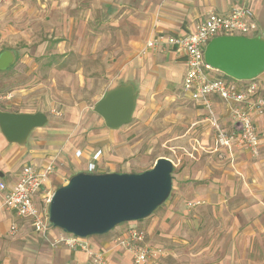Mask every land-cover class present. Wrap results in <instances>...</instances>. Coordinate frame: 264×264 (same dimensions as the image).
<instances>
[{"label": "crops", "instance_id": "obj_1", "mask_svg": "<svg viewBox=\"0 0 264 264\" xmlns=\"http://www.w3.org/2000/svg\"><path fill=\"white\" fill-rule=\"evenodd\" d=\"M242 4L254 10L258 21L259 16L264 14V0L0 2V46L4 45L0 50L14 48L17 52L15 63L8 68V71L12 70L7 77L10 85L5 88L10 92L8 105L12 107L4 110L43 111L48 121H51L49 111L57 107L62 108V112L66 114L68 125L62 126H84L83 117L86 115L99 125L106 126L103 118L100 122L101 117L94 111V106L109 91L106 88L108 78L113 76L115 68L107 69L106 62L98 67L93 65L96 62L93 60H98L99 57L97 51L105 49L108 44L120 46V49L128 52L120 66L129 75H137L140 73L141 58L137 54L145 50L146 46L145 55L148 57L160 54L166 58V62L159 64L158 70L163 67L169 76L170 70L179 69L183 83L186 69L184 52L168 44L147 48V43L160 36L189 33L209 11L227 13ZM112 34L118 36L117 42L104 39V36ZM152 61L156 62L155 56ZM259 77L263 80L264 92V74ZM85 83L89 89L87 95L77 97L74 90L77 85L81 87ZM219 100L221 98L214 97L213 105L218 115H221L223 107ZM253 118L261 140V153L264 152V116L255 114ZM107 129L111 130L109 127ZM60 133L58 130H42L35 134L32 132L27 142L29 145L21 146L9 143L0 130V182H5L7 189H12L19 180L22 167L27 163L41 167L54 159L55 173L70 162L80 165V171H89V164L98 150H101V155L95 161L96 165L104 159L103 149L77 147L72 139ZM47 134L52 136L47 139ZM37 137L39 140H36ZM236 154L245 174L252 172L258 176L260 170L264 176V153L260 155L258 162L248 165L247 169H244L245 164L249 162L244 160V155ZM220 156L223 157L222 154ZM51 176L52 174L49 180ZM252 188L249 192L245 187L226 186L211 187L210 192L204 187L198 190L206 203H212V209L218 212L211 224L212 237L210 240L204 239L200 236L202 230H197V236L189 235L180 239L179 247L165 249L163 264H189L193 263L192 258L198 259L199 264H264V184L260 183ZM4 195L5 192L0 191V264H96L84 250H75V259L68 262L66 253L51 249L42 241V236L34 232L28 219L18 217L14 211L1 205ZM232 195H237V198L241 195V198H247V202L232 203ZM37 199L38 205L44 204V200ZM224 210L244 211L245 217L224 219L221 217ZM16 218L19 220L16 221ZM14 222L18 226L20 223H25L23 226L28 224V227L11 237L9 229ZM198 227L203 228V225ZM59 231L53 229V236ZM150 233L147 232V235ZM88 242L93 250L105 252L106 264H131V254L123 249L112 248L109 238H92ZM147 243L149 244L148 241Z\"/></svg>", "mask_w": 264, "mask_h": 264}, {"label": "rangeland", "instance_id": "obj_2", "mask_svg": "<svg viewBox=\"0 0 264 264\" xmlns=\"http://www.w3.org/2000/svg\"><path fill=\"white\" fill-rule=\"evenodd\" d=\"M259 21L262 30H264V14L259 16ZM104 39L117 42L118 36L115 34L106 35ZM10 49L15 50L14 48ZM144 49L137 54L141 56L140 73L137 75H129L120 66L128 56V52L120 49V46L108 44L105 49L96 52L99 53L98 60H93L96 61L93 64L96 67L106 62L108 63L107 69L115 68L112 73L113 76L108 78L107 89L110 90L123 82L135 83L138 96L130 123L118 129L109 130L107 126L99 125L96 121L91 120L89 115H86L83 117L84 126H62L64 124L68 125L65 120L66 114L62 112V108L56 107L53 111L51 109L49 111L51 121L32 132L35 134L36 132H42V130H58V132H61L60 134L63 133L64 136L72 139L77 147L103 149L105 157L96 167V172L99 173H140L152 168L157 158L161 156L168 157L173 161V187L170 196L162 205L145 219L121 223L116 226L117 228L115 227L106 234L86 237L87 241L92 238H103L104 240L109 238L112 240L115 235L122 233L130 226L141 227L145 230L146 235L147 232H151L149 236L147 235L149 244L152 246L158 244L164 249L179 247L180 239L189 235L192 237L197 236V230H202L200 236L210 240L212 237L210 233L211 224L217 218L216 214L218 212L212 209V203H206L198 190L204 187L208 192L211 187L226 186L227 188L245 187L249 192L253 189V186L260 183L264 184L262 171L259 170L258 176H255L252 172L245 174L241 170V165H239L240 159L237 160L236 158V153L244 155V160L249 162V164H245L244 169H247L248 165L258 162L260 155H263L264 152L259 153L258 156L252 155L245 146L236 140L232 142L230 147L222 146L218 141L216 128L208 119L207 110L202 104L190 98L189 94L183 89L180 70L172 69L168 72V76L163 67L158 70L159 64L166 62V58L160 54H153L148 57L145 55L146 46ZM1 52L2 50H0ZM153 56H155L156 62L152 61ZM115 65L117 67H113ZM8 70H0L1 109L12 107L8 105V100L11 97L10 92L5 89L10 85L7 77L12 70ZM221 75L231 79L225 74ZM77 86V89L74 90L77 97L82 94L87 95L89 90L87 83L81 85V87ZM219 102L223 107V114L218 115L222 127L227 130L234 129L235 126L227 104L222 100H219ZM99 120L102 122V117ZM51 136L52 134H47L45 138L49 139ZM36 140H39V137ZM220 154H222V158H220ZM79 166L77 163L70 162L61 166V171L57 169L55 173L53 172L43 190L46 198H51L58 187L65 184L73 174L80 171ZM258 179L262 181L260 182ZM232 197L234 198L231 201L232 203L247 202V198L243 196L241 198V195L238 198L237 195H232ZM1 205L3 206L2 202ZM221 217L224 219H241L245 216L244 211L224 210ZM15 220L18 221L19 218ZM24 224L20 223L19 226L17 224L16 231H12L10 227L9 235L14 237L22 228L28 227V224L23 226ZM201 225H203V228L198 227ZM224 230L227 229L224 228ZM61 232V230L57 232V235ZM41 239L51 249H59V252L66 253L69 258L68 262L75 259L76 254L74 251L80 250L71 248L63 242L56 245L54 244V237L48 239L41 237ZM191 261L195 264L199 260L192 258ZM196 264H199V262Z\"/></svg>", "mask_w": 264, "mask_h": 264}, {"label": "water", "instance_id": "obj_3", "mask_svg": "<svg viewBox=\"0 0 264 264\" xmlns=\"http://www.w3.org/2000/svg\"><path fill=\"white\" fill-rule=\"evenodd\" d=\"M206 63L236 80H253L264 74V30L254 36L219 35L204 51ZM17 59V52L0 53V70ZM134 82H123L96 102L94 111L107 127L118 129L131 122L136 108ZM48 117L43 111L16 112L0 108V130L9 143L25 146L31 132L43 127ZM235 128H241L240 123ZM173 161L157 158L152 168L137 172L78 171L52 194L49 220L55 228L86 238L103 235L117 225L150 216L170 196Z\"/></svg>", "mask_w": 264, "mask_h": 264}, {"label": "built area", "instance_id": "obj_4", "mask_svg": "<svg viewBox=\"0 0 264 264\" xmlns=\"http://www.w3.org/2000/svg\"><path fill=\"white\" fill-rule=\"evenodd\" d=\"M7 0H0L5 2ZM262 30L256 14L246 4L233 7L229 12L209 11L196 28L186 34L160 36L150 40L149 47L163 45L175 46L184 52L185 76L183 89L190 98L204 106L208 119L216 128L218 141L222 146L230 147L233 141L245 146L252 155H259L261 140L253 116H264L263 80L258 77L253 80H236L223 77L222 72L210 67L204 58V51L208 42L219 35L254 36ZM220 75H217L219 74ZM219 97L224 101L231 115L233 125L241 124L237 130H227L222 127L220 118L213 105V98ZM101 155L98 150L93 161L89 164V171L96 170L95 161ZM55 160H51L41 167L25 164L18 182L12 189H7L5 182H0V191L5 192L3 205L14 211L18 217L25 218L38 235L43 238L54 237V244L64 243L71 248L86 251L96 264H106L105 252L93 250L86 238L62 231L53 236L52 230L57 229L49 220V198L43 193L50 175L55 171ZM37 198L44 200L43 205L37 204ZM17 224L11 226L17 230ZM146 232L138 226H130L111 240L112 248L123 249L131 254V264H163L166 255L161 246L149 245Z\"/></svg>", "mask_w": 264, "mask_h": 264}]
</instances>
